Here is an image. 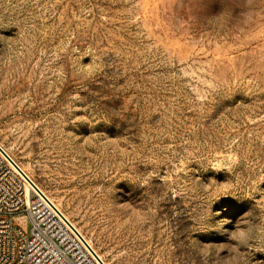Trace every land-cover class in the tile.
<instances>
[{
    "label": "rangeland",
    "instance_id": "374dc122",
    "mask_svg": "<svg viewBox=\"0 0 264 264\" xmlns=\"http://www.w3.org/2000/svg\"><path fill=\"white\" fill-rule=\"evenodd\" d=\"M0 144L105 264H264V0H0Z\"/></svg>",
    "mask_w": 264,
    "mask_h": 264
},
{
    "label": "built area",
    "instance_id": "2783aa9c",
    "mask_svg": "<svg viewBox=\"0 0 264 264\" xmlns=\"http://www.w3.org/2000/svg\"><path fill=\"white\" fill-rule=\"evenodd\" d=\"M90 249L77 227L0 146V264H91Z\"/></svg>",
    "mask_w": 264,
    "mask_h": 264
},
{
    "label": "bare ground",
    "instance_id": "6f19581e",
    "mask_svg": "<svg viewBox=\"0 0 264 264\" xmlns=\"http://www.w3.org/2000/svg\"><path fill=\"white\" fill-rule=\"evenodd\" d=\"M0 146L3 148V146L0 144ZM5 150V149H4ZM6 151V150H5ZM7 152V151H6ZM22 170H24L22 167H21ZM25 171V170H24ZM26 173V172H25ZM28 187L31 186V183H28L27 184ZM40 189V188H39ZM41 194H44L47 196V194H45V192L43 190H41ZM49 198V196H47ZM51 199V198H50ZM89 246H90V263L91 264H105L104 261L102 260L101 256L94 250V248L91 246V244L89 243V241H87Z\"/></svg>",
    "mask_w": 264,
    "mask_h": 264
}]
</instances>
